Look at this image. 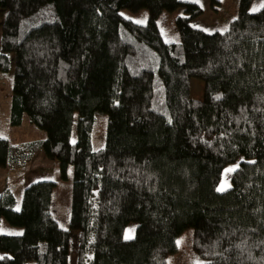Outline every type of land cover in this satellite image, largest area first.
Wrapping results in <instances>:
<instances>
[{
  "label": "trees",
  "instance_id": "1",
  "mask_svg": "<svg viewBox=\"0 0 264 264\" xmlns=\"http://www.w3.org/2000/svg\"><path fill=\"white\" fill-rule=\"evenodd\" d=\"M252 1L239 0L226 30L207 32L191 24L203 8L189 0H0V71L15 53L10 121L27 115L47 133L22 143L0 136V166L17 170L42 152L63 178L73 165L78 264H167L190 226L201 264H264V4L250 10ZM123 8L147 9L149 19ZM179 8L181 39L169 42L157 18ZM192 78L203 81L201 98ZM97 111L108 124L95 150ZM55 186L31 181L17 209L6 184L0 227L5 218L23 231L0 228V264H68Z\"/></svg>",
  "mask_w": 264,
  "mask_h": 264
},
{
  "label": "rangeland",
  "instance_id": "2",
  "mask_svg": "<svg viewBox=\"0 0 264 264\" xmlns=\"http://www.w3.org/2000/svg\"><path fill=\"white\" fill-rule=\"evenodd\" d=\"M198 2L203 12L191 20V24L201 27L207 32L224 31L228 28L229 23L234 19L239 10V0H219L214 2L211 0H189ZM264 4V0H253L250 10H260ZM121 12L131 17L137 22L145 23L149 19L147 9L134 12L128 8H123ZM184 12L183 8L175 11L164 10L157 18L159 28L164 38L169 42L180 41V34L176 27L175 18ZM7 14V9L0 7V51H1V35L3 22ZM15 53H11V68L3 72L0 71V136L8 137L13 143H22L34 139H43L47 136L43 135L40 128L31 122L30 118L25 115L23 121L19 125H13L10 121L11 114V95L16 92L15 83ZM17 76V75H16ZM203 81L192 78L191 95L194 98H201L203 95ZM77 114L72 130L71 140L76 142L78 139ZM108 124V114L103 111L96 112V120L92 130V146L93 149H101L106 146V132ZM43 155V156H39ZM39 155L29 164L17 170L8 171L5 167L0 166V194L4 190L6 184L14 191L17 197L16 208L20 209L24 189L31 181L41 180L40 177L52 179L56 182L52 194V212L58 219L63 228L70 230V251L68 264H78L79 253V231L70 227V207L72 202V189L74 181L73 165H70L66 178L62 177L60 172V164L57 159H50L39 153ZM237 167V164L229 165L227 173L220 183V188L224 189L230 186L228 178L230 172ZM231 169V171H229ZM43 175V176H42ZM1 230L10 234L22 233L23 229L19 226L11 225L5 218L1 221ZM135 228V223H131L128 231ZM194 228H186L178 237L176 252L168 256L167 264H201L204 259L198 254L192 245ZM90 256L92 252L90 251Z\"/></svg>",
  "mask_w": 264,
  "mask_h": 264
},
{
  "label": "crops",
  "instance_id": "3",
  "mask_svg": "<svg viewBox=\"0 0 264 264\" xmlns=\"http://www.w3.org/2000/svg\"><path fill=\"white\" fill-rule=\"evenodd\" d=\"M41 131H42L43 135H46V131H44V130H42V129H41ZM39 156H43V155H39ZM42 176H43V175H42ZM46 177H47V176L44 175V177H40V179H46Z\"/></svg>",
  "mask_w": 264,
  "mask_h": 264
},
{
  "label": "snow or ice",
  "instance_id": "4",
  "mask_svg": "<svg viewBox=\"0 0 264 264\" xmlns=\"http://www.w3.org/2000/svg\"><path fill=\"white\" fill-rule=\"evenodd\" d=\"M229 171H231V169H230ZM223 190H225V189H224V186H222L221 188L218 189V191H223ZM126 238H129V239H130L131 236H130V235H129V236H126Z\"/></svg>",
  "mask_w": 264,
  "mask_h": 264
}]
</instances>
